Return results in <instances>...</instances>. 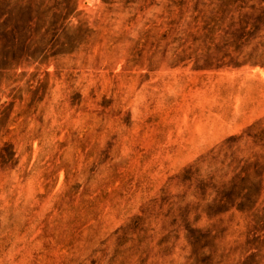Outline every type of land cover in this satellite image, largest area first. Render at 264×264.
<instances>
[{"label": "rangeland", "instance_id": "374dc122", "mask_svg": "<svg viewBox=\"0 0 264 264\" xmlns=\"http://www.w3.org/2000/svg\"><path fill=\"white\" fill-rule=\"evenodd\" d=\"M0 4V264H264V30L224 33L264 0ZM246 160L254 208H209Z\"/></svg>", "mask_w": 264, "mask_h": 264}, {"label": "trees", "instance_id": "16d2710c", "mask_svg": "<svg viewBox=\"0 0 264 264\" xmlns=\"http://www.w3.org/2000/svg\"><path fill=\"white\" fill-rule=\"evenodd\" d=\"M40 8L41 4H36L34 1H28L25 4L15 3L13 6V9L23 11L28 17L30 16V19L28 18V21H26L27 23H31L33 19H35L37 23L40 21ZM57 16V14H53V17ZM261 30H264V25H229L228 28L224 30V33L226 35H231L233 41L232 46H235V49L238 50L240 47L238 44H241L243 39L254 36L256 37ZM76 31H79V28H77ZM11 35L12 30L9 26L0 24V64L7 61L14 62L17 58L14 57V55L17 54L16 51L13 49L12 45H9V41H7L9 37L11 38ZM258 46L262 47L263 45H257L254 49L256 50ZM261 66L264 67V65ZM0 69L3 68L0 67ZM249 138L251 139L253 146H258L260 149H264V126L258 127L255 133L249 135ZM259 158H263V156ZM232 162L228 167L232 165ZM242 164L243 165L240 166L236 165L233 168V176L227 184H222L214 191L216 197L209 208H223L225 206L230 208L234 206L235 209L241 213H248L254 208L262 190V168L257 161L251 162L246 160ZM187 171L188 172L186 173L190 174L191 168ZM197 188L199 190H205L209 188L208 183L199 181L197 183Z\"/></svg>", "mask_w": 264, "mask_h": 264}]
</instances>
